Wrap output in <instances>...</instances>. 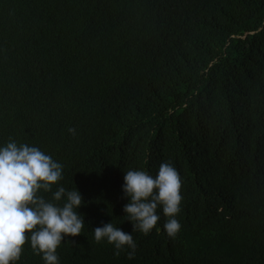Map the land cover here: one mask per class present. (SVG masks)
<instances>
[{
	"label": "trees",
	"instance_id": "obj_1",
	"mask_svg": "<svg viewBox=\"0 0 264 264\" xmlns=\"http://www.w3.org/2000/svg\"><path fill=\"white\" fill-rule=\"evenodd\" d=\"M75 129V135L69 132ZM63 166L83 198L59 264H264V0H0V147ZM181 181V230L144 235L128 170ZM112 222L135 255L93 230ZM74 241V243H72ZM16 264H44L25 244Z\"/></svg>",
	"mask_w": 264,
	"mask_h": 264
},
{
	"label": "clouds",
	"instance_id": "obj_2",
	"mask_svg": "<svg viewBox=\"0 0 264 264\" xmlns=\"http://www.w3.org/2000/svg\"><path fill=\"white\" fill-rule=\"evenodd\" d=\"M75 135V129H69ZM63 166L38 147L17 144L10 140L0 147V264H16L24 246L30 243L33 254L44 264H59L57 249L65 237H76L84 227L77 211L83 198L76 190L59 187L52 195L53 203L40 195L51 192L62 179ZM182 181L171 163H162L153 177L144 170H128L122 186L128 203L123 211L133 231L148 235L160 220L157 210L166 218L163 225L168 237L175 239L181 230L176 218L181 211ZM97 243L106 241L115 248V255L129 249L135 255L132 234L125 233L112 222L93 230ZM74 243V241L72 242Z\"/></svg>",
	"mask_w": 264,
	"mask_h": 264
}]
</instances>
